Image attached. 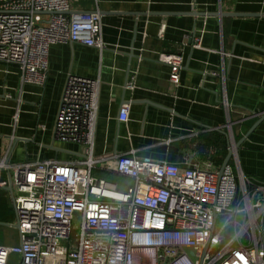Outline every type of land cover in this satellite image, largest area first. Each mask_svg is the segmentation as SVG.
Listing matches in <instances>:
<instances>
[{
  "label": "built area",
  "instance_id": "built-area-1",
  "mask_svg": "<svg viewBox=\"0 0 264 264\" xmlns=\"http://www.w3.org/2000/svg\"><path fill=\"white\" fill-rule=\"evenodd\" d=\"M69 43L104 47L98 11L71 12L69 0H0V63L20 89L43 86L49 48ZM158 58L178 85L183 57ZM99 87V79L69 74L53 126L58 142L83 147L82 158L0 162V170H12L9 226L18 236L17 244L0 246V264H264V181L230 165L219 175L210 161L174 164L135 150L94 158ZM18 112L17 103L15 125ZM128 116L124 103L119 122ZM93 170L132 185L122 190Z\"/></svg>",
  "mask_w": 264,
  "mask_h": 264
},
{
  "label": "crops",
  "instance_id": "crops-1",
  "mask_svg": "<svg viewBox=\"0 0 264 264\" xmlns=\"http://www.w3.org/2000/svg\"><path fill=\"white\" fill-rule=\"evenodd\" d=\"M69 8L101 14L104 47H50L43 86L20 89L17 75L6 74L0 63V162H65L84 156L82 146L53 137L69 74L100 80L96 159L135 150L140 158L174 164L210 161L220 169L231 142L263 115L264 17L229 15L264 14V0H69ZM193 13L204 16L189 15ZM161 54L183 57L178 85L169 83ZM131 82L133 91L125 88ZM124 103L129 104L125 124L118 120ZM228 165L235 173L238 168L247 178L264 181V121ZM9 175L11 169L0 170V246L5 247L18 243L17 231L9 226L15 221L6 190ZM110 175L122 190L132 185L130 179ZM3 228L16 232L9 245L3 244Z\"/></svg>",
  "mask_w": 264,
  "mask_h": 264
},
{
  "label": "water",
  "instance_id": "water-1",
  "mask_svg": "<svg viewBox=\"0 0 264 264\" xmlns=\"http://www.w3.org/2000/svg\"><path fill=\"white\" fill-rule=\"evenodd\" d=\"M192 13V12H191ZM143 16L146 15V13H142ZM101 15V14H100ZM192 16H195L196 13L193 14H189ZM196 16H204V14H197ZM229 16H235V17H264V14H232ZM264 121V113L263 115L260 116V118L248 129V131L245 133V135L238 140L236 143L233 144V147L229 148L227 151V155L219 169V175L222 173L223 169L228 165L230 159L232 158L234 151L236 153V151L240 148L241 144L256 130V128ZM14 144L13 147H15V143H16V139L13 140ZM13 151V149L11 150ZM10 151V153H11ZM9 183H8V187L6 188V190L9 192L10 196H11V200H13V192H12V187H11V176L9 175ZM230 233V231L227 233V235ZM206 249V248H205ZM190 256H193V252H189Z\"/></svg>",
  "mask_w": 264,
  "mask_h": 264
},
{
  "label": "rangeland",
  "instance_id": "rangeland-1",
  "mask_svg": "<svg viewBox=\"0 0 264 264\" xmlns=\"http://www.w3.org/2000/svg\"><path fill=\"white\" fill-rule=\"evenodd\" d=\"M236 143V141L234 142H231V147H233V144ZM237 152V151H236ZM236 159V157H235ZM92 176L93 177H96V178H100V179H104L106 181H109V182H113V183H116L115 182V176H112L110 174H107V173H104V172H98L96 170H93L92 171ZM118 184V183H116ZM74 227H76V229L79 227V218H76L74 220V223H73ZM7 228H3V231H4V236H5V239H4V242L3 244L5 245H9L11 241H14L15 238H16V232L14 231H11L9 232L10 230H6ZM10 233V234H9ZM9 234V235H8ZM75 238V233H73L71 236H70V240H74ZM14 260H16V257H14Z\"/></svg>",
  "mask_w": 264,
  "mask_h": 264
},
{
  "label": "trees",
  "instance_id": "trees-1",
  "mask_svg": "<svg viewBox=\"0 0 264 264\" xmlns=\"http://www.w3.org/2000/svg\"><path fill=\"white\" fill-rule=\"evenodd\" d=\"M255 121H256V119H252L251 121H249L248 124H247V126H246V129L248 130L253 125V123ZM225 155H226V153H224V155L222 157L223 159H224ZM220 164H221V161H220Z\"/></svg>",
  "mask_w": 264,
  "mask_h": 264
},
{
  "label": "bare ground",
  "instance_id": "bare-ground-1",
  "mask_svg": "<svg viewBox=\"0 0 264 264\" xmlns=\"http://www.w3.org/2000/svg\"><path fill=\"white\" fill-rule=\"evenodd\" d=\"M234 153H235V151H234Z\"/></svg>",
  "mask_w": 264,
  "mask_h": 264
}]
</instances>
